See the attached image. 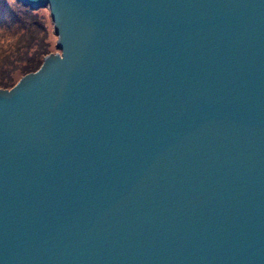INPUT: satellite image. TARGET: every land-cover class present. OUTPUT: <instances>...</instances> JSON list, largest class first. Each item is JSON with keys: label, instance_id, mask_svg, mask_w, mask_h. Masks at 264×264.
<instances>
[{"label": "water", "instance_id": "95a60500", "mask_svg": "<svg viewBox=\"0 0 264 264\" xmlns=\"http://www.w3.org/2000/svg\"><path fill=\"white\" fill-rule=\"evenodd\" d=\"M57 53L0 89V264H264V0H16Z\"/></svg>", "mask_w": 264, "mask_h": 264}, {"label": "trees", "instance_id": "16d2710c", "mask_svg": "<svg viewBox=\"0 0 264 264\" xmlns=\"http://www.w3.org/2000/svg\"><path fill=\"white\" fill-rule=\"evenodd\" d=\"M44 10L30 9L16 0H0V89L11 90L57 50Z\"/></svg>", "mask_w": 264, "mask_h": 264}, {"label": "rangeland", "instance_id": "374dc122", "mask_svg": "<svg viewBox=\"0 0 264 264\" xmlns=\"http://www.w3.org/2000/svg\"><path fill=\"white\" fill-rule=\"evenodd\" d=\"M43 13H44V15L46 16V18H47V20H48V22H49V24H50V27L52 28V32L54 33V31H53V24H52L51 21H50V14H49V11H48V10H44ZM54 35H55V34H54ZM52 39H54L53 42H55V47H56L57 38H52ZM57 52H58V50L52 52L51 54H54V53H57ZM24 77H25V76H24ZM22 78H23V77H22ZM22 78H21V79H22ZM21 79H20V80H21Z\"/></svg>", "mask_w": 264, "mask_h": 264}, {"label": "bare ground", "instance_id": "6f19581e", "mask_svg": "<svg viewBox=\"0 0 264 264\" xmlns=\"http://www.w3.org/2000/svg\"><path fill=\"white\" fill-rule=\"evenodd\" d=\"M24 6V5H23ZM26 7V6H25ZM30 8V7H29ZM31 9V8H30ZM40 9H47L48 10V8H40ZM49 11V10H48ZM49 14H50V11H49ZM50 18H51V16H50ZM52 20V19H51ZM53 23V22H52ZM53 31H54V24H53ZM56 36V35H55ZM57 38V37H56Z\"/></svg>", "mask_w": 264, "mask_h": 264}]
</instances>
